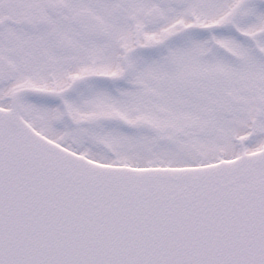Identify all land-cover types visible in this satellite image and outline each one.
<instances>
[{
	"label": "snow or ice",
	"instance_id": "snow-or-ice-1",
	"mask_svg": "<svg viewBox=\"0 0 264 264\" xmlns=\"http://www.w3.org/2000/svg\"><path fill=\"white\" fill-rule=\"evenodd\" d=\"M0 264H264V0H0Z\"/></svg>",
	"mask_w": 264,
	"mask_h": 264
}]
</instances>
